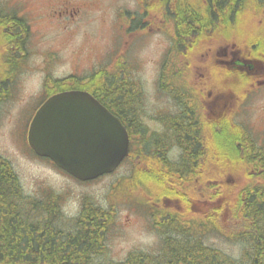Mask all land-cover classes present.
Here are the masks:
<instances>
[{
	"label": "flooded vegetation",
	"instance_id": "obj_1",
	"mask_svg": "<svg viewBox=\"0 0 264 264\" xmlns=\"http://www.w3.org/2000/svg\"><path fill=\"white\" fill-rule=\"evenodd\" d=\"M127 1V9L117 8L111 52L119 53L117 59L122 68H131L136 64L134 61L128 66L124 64L131 48L157 35L161 48L159 68L168 70H160L150 83L134 75L118 74L114 94L118 95L122 89L118 83H124L126 102L130 105L127 109L119 107L117 100L108 104V93L90 91V94L104 104L127 131L126 161L130 180L139 174L145 182L152 183V186L145 185L148 200L144 208L151 230L157 233L160 246H164L166 233L175 229L172 225H177L178 221L189 223L195 232L199 221L208 223L213 219V210L218 204L215 196H220L218 191L221 192L220 187H215L214 163L220 158L216 156L215 147L240 145L224 134L244 132L246 125L240 123L237 116L246 109V97L254 93L258 85L264 87V78L258 79V74H264V44L260 40L249 45L231 36V13L242 10L243 0ZM76 7L81 8L68 0L48 3L45 15L55 25L46 29L67 32L70 23L86 20L87 15H83L87 11L81 13ZM41 9L38 0H0V78H19V69L28 67L30 56L37 53L30 42L37 33ZM64 17L67 20H63ZM123 50L126 53L121 54ZM79 62L78 57L73 67H83ZM51 63L54 59L43 62V70L48 72L54 66ZM49 76L45 74L44 82ZM67 77L70 81L63 88L86 90L85 74L77 76L80 85H73L77 81L73 72ZM56 92L46 93L37 108ZM151 94L155 95L156 106L149 105ZM20 121L27 153L72 178L50 159L39 157L30 149L26 135L28 123ZM223 141L231 144L225 146ZM223 156L225 158L226 154ZM183 178L184 183L180 182ZM186 188L190 191L183 192ZM19 192L23 196L21 188ZM82 210L80 208L79 212ZM158 228L162 230L159 232ZM160 254L158 257L163 256ZM7 257L0 254V259ZM31 257L46 258L47 255L34 253Z\"/></svg>",
	"mask_w": 264,
	"mask_h": 264
},
{
	"label": "rangeland",
	"instance_id": "obj_2",
	"mask_svg": "<svg viewBox=\"0 0 264 264\" xmlns=\"http://www.w3.org/2000/svg\"><path fill=\"white\" fill-rule=\"evenodd\" d=\"M38 1L42 7L39 11L40 22L36 25L37 33L30 42L31 48L36 49L37 53L33 52L30 56L28 67L19 69L20 73L17 74L19 78L15 79V76L12 79L4 78V76L0 78V157L17 175V187L18 190L21 188L23 193L21 200L27 205L24 206L26 207L25 211L31 213V206L34 203H39L36 205L39 206L37 209L42 208L44 214L43 208L46 211V205L51 206L52 210L56 209L59 212V215H56V221L50 219L51 224L57 225L59 222L55 226L56 229L69 233L75 232L77 225L74 222H78L82 205L90 203L109 211L111 218L104 234L106 254L97 259V264L121 263L131 252L152 251L154 248L158 250L160 244L157 233L151 230L144 208L148 200L144 194V187H146L145 185L150 186V184L152 186L150 181H146L144 185L140 176L130 180L129 162L126 161L111 175L82 184L75 182L27 153L20 133V119L28 121L37 101L45 95L48 87L53 83L51 80L44 84V76L47 73L50 74V79H57L66 77L72 72L81 77L84 74L89 75L93 71L102 70L106 76L111 78L118 74L119 76L125 74L126 76L140 77L145 83L153 82L160 70H168L159 68L161 48L158 42L160 38L157 35L151 36L147 42L141 45L138 43L135 48H131L133 50L130 51L129 58H126L124 64L127 66L132 64L133 59L136 64L130 69L124 70L121 62L117 59L119 53L111 52V50L115 36L113 30L117 8L127 9V0L118 2L114 0H68L80 6L81 8H76H79L81 13L87 11L83 15H87V17L86 20H79L81 22L78 25L79 21L70 23L67 32H61L59 29L51 31L46 29L49 25H55V22H49L45 15L48 10L47 4L58 0ZM258 1L255 8L262 7V9L257 11L250 7V11L236 14L235 18L238 17L239 20L232 32L235 40H248L249 35H255L254 31L258 27L264 26V2L263 0ZM63 20H67V18L64 17ZM64 27H66L65 24ZM237 31L238 33H235ZM256 37L262 38L264 41V31L262 35ZM124 52L123 50L121 54ZM78 57L81 59L79 63L83 67H73ZM52 59H54V63L51 64L54 66L50 67L48 72L46 69L43 70L45 67H42V63ZM100 61L99 67H93L95 62ZM169 70L175 71V68ZM186 74L191 75V73ZM0 75H2V71H0ZM171 75H174V72ZM262 78H264V74H258V79L262 80ZM146 87L150 91L148 84ZM133 96L135 97L134 94ZM148 102L149 105H157L154 94H151ZM237 118L241 120L240 123L247 125V132L255 140L256 147L259 149L261 147L264 150V87L262 84L257 86L254 93L246 97V109ZM224 136L229 137L234 143L246 144V138L240 134L231 133L224 134ZM223 144L229 146L231 143L223 141ZM219 161L214 168L216 172H219L216 177L230 173V180L228 182L225 180L223 184L224 191L229 193L233 189L232 192L235 194L247 184L264 188V172L260 175L253 172H251L253 174L251 176L245 175L252 168L257 172L260 169L242 162H230L225 158ZM229 198L230 196L227 195L226 199ZM40 201L45 202L40 203ZM219 209L218 222H220L221 233L216 231L213 226L201 221H199L197 232H193L189 223L183 225L197 238L196 240L190 239L189 245L197 244L199 240L203 246L221 252L223 257L241 260L248 255L246 253L249 252L251 243L249 240L236 238V235L233 234L235 231L232 229L230 231L229 227L221 229V226H225L227 222L233 224V229L237 230L238 228L232 222L234 217L232 210L228 209L225 212L223 206ZM43 214L39 215L40 220L43 219ZM175 225L172 226L176 227L177 225ZM170 234L166 233L165 239ZM185 245L187 246V244ZM157 250L153 253L158 252ZM163 250L164 248L161 251L163 252ZM193 253L199 254L198 250ZM166 261L162 262L166 263ZM215 262L218 263V261Z\"/></svg>",
	"mask_w": 264,
	"mask_h": 264
},
{
	"label": "trees",
	"instance_id": "obj_3",
	"mask_svg": "<svg viewBox=\"0 0 264 264\" xmlns=\"http://www.w3.org/2000/svg\"><path fill=\"white\" fill-rule=\"evenodd\" d=\"M115 79L116 77L105 76L104 71L99 70L86 78L84 86L91 92L108 93L110 95L106 101L108 104L117 100L120 103L119 107L127 109L130 107L126 102L127 89L124 90V83L119 82V87L122 89L118 95L114 94ZM64 82L55 80L52 85L55 84L54 88H58L62 87ZM75 85L80 84L76 82ZM125 86L128 87L126 84ZM133 98L135 106L136 98L134 96ZM241 135L246 138L245 145L227 148L230 155L236 157L232 158L233 161L260 169L257 172L252 168L245 173L246 176L253 175L251 172L256 175L263 174L264 150L256 147L255 140L251 138L247 129H244ZM219 149L223 150L221 146ZM222 186L218 189H221L218 195L224 198L225 191L222 190L224 188ZM232 191L227 192L230 198H225L222 206L224 211L232 210L234 215L232 222L238 229H233V224L229 222L225 223V226L222 225L221 229L229 227L230 231L231 229L235 231L233 234L236 238L250 241L251 246L246 257L241 260L223 257L221 252L203 246L199 240L197 244L189 245L190 239L197 238L192 231L181 228L180 223H177L178 227L175 225V229L169 232L171 234L166 239L163 252L157 250L158 252L152 255L131 252L123 262L113 264H264V188L247 184L235 194ZM21 197L13 170L0 157V203L2 204L0 205V254L4 253L8 256L0 259V264H97V259L104 257L106 254L104 234L111 218L109 211L90 203L85 204L78 222H74L77 225L75 232L69 233L56 229L58 221L57 225L51 224L50 219L57 220L58 210H52L51 206L46 205V211L43 208V214L42 208L37 209L38 203H34L30 208L31 213H27L24 207L27 205L22 202ZM219 210L218 207L214 209V221H211L210 225L221 233L220 222H218ZM40 214L44 216L41 220ZM69 228L72 229V227ZM196 250L199 252L198 255L193 253ZM159 252L163 256L158 257ZM34 253L47 255V257L33 258L31 255ZM163 260H167L166 263L162 262Z\"/></svg>",
	"mask_w": 264,
	"mask_h": 264
},
{
	"label": "water",
	"instance_id": "obj_4",
	"mask_svg": "<svg viewBox=\"0 0 264 264\" xmlns=\"http://www.w3.org/2000/svg\"><path fill=\"white\" fill-rule=\"evenodd\" d=\"M27 137L38 155L80 180L112 172L127 155L124 127L86 91L48 97L33 116Z\"/></svg>",
	"mask_w": 264,
	"mask_h": 264
}]
</instances>
